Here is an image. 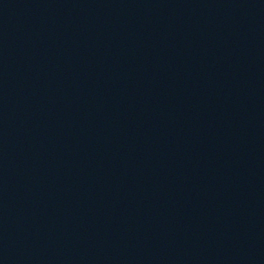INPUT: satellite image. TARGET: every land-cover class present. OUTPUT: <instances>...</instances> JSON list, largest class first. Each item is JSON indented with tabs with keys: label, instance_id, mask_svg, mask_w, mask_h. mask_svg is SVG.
Returning <instances> with one entry per match:
<instances>
[{
	"label": "water",
	"instance_id": "obj_1",
	"mask_svg": "<svg viewBox=\"0 0 264 264\" xmlns=\"http://www.w3.org/2000/svg\"><path fill=\"white\" fill-rule=\"evenodd\" d=\"M0 264H264V0H0Z\"/></svg>",
	"mask_w": 264,
	"mask_h": 264
}]
</instances>
